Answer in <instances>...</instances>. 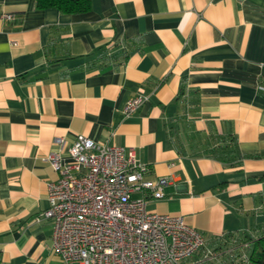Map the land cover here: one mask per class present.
<instances>
[{
    "label": "crops",
    "instance_id": "1",
    "mask_svg": "<svg viewBox=\"0 0 264 264\" xmlns=\"http://www.w3.org/2000/svg\"><path fill=\"white\" fill-rule=\"evenodd\" d=\"M89 1L64 13L0 0L13 15L0 17V264H64L34 217L58 177L46 154L63 137L69 160L77 134L167 176L146 208L182 215L207 247L264 235V0ZM229 136L238 157L211 156ZM204 251L187 264L218 263Z\"/></svg>",
    "mask_w": 264,
    "mask_h": 264
},
{
    "label": "built area",
    "instance_id": "2",
    "mask_svg": "<svg viewBox=\"0 0 264 264\" xmlns=\"http://www.w3.org/2000/svg\"><path fill=\"white\" fill-rule=\"evenodd\" d=\"M0 17L11 20L13 15ZM145 98L141 94L128 99L123 113L134 111ZM54 142L58 149L45 159L58 177L47 182L48 206L34 219L51 222L52 248L64 264H187L201 249L206 261L218 259L219 253L209 250L205 236L182 215L146 208L147 195L161 190L169 178H148V167L136 159L133 147L77 134L66 161L64 138ZM135 192L141 195L133 197ZM243 250L237 255L245 262ZM226 252L235 261L233 248Z\"/></svg>",
    "mask_w": 264,
    "mask_h": 264
},
{
    "label": "trees",
    "instance_id": "3",
    "mask_svg": "<svg viewBox=\"0 0 264 264\" xmlns=\"http://www.w3.org/2000/svg\"><path fill=\"white\" fill-rule=\"evenodd\" d=\"M34 4L37 8H48V7H55L59 11L64 13H81L85 12L90 8V1L89 0H33ZM216 148L218 149H212L210 150L209 154L214 157H218L222 159L223 161L229 160L233 162L234 159H236V156L234 154L235 152V137L229 136L228 138L222 139V142L217 143ZM233 239L230 238L229 240H224L223 244L226 245V247L232 241ZM235 242L230 247L233 248V252L237 255L241 253L243 250V244L246 243L247 246L244 247L245 253H246V261L245 262H235L232 260L225 249L221 248V246H218L213 249V251L217 250H225L224 253H226L227 260L224 262L220 261L221 253H219L217 264H264V235L258 237V238H251V237H244L243 240H238L234 238ZM241 246V247H240ZM229 247V248H230ZM228 248V247H227ZM238 248V250L236 249ZM241 248V250H239ZM228 261V262H227Z\"/></svg>",
    "mask_w": 264,
    "mask_h": 264
},
{
    "label": "rangeland",
    "instance_id": "4",
    "mask_svg": "<svg viewBox=\"0 0 264 264\" xmlns=\"http://www.w3.org/2000/svg\"><path fill=\"white\" fill-rule=\"evenodd\" d=\"M231 243L234 244V243H236V242H235V241H231ZM232 244H229L227 247L229 248ZM208 248H209V250L213 251V248H210V247H208ZM228 248H227V249H228ZM214 252L216 253V252H218V251H215V250H214ZM234 254H235V253L232 252V255H233L232 257L235 259L236 262H238V261L244 262V261H242L243 259L241 258V256L236 255V254H235V256H234ZM221 258L223 259V257H221ZM221 258H220V260H221ZM227 259H228V258H227ZM241 259H242V260H241ZM216 260H217V259H216ZM207 261H208V260H207ZM217 261H218V260H217ZM218 263H219V262H218ZM209 264H210V261H209Z\"/></svg>",
    "mask_w": 264,
    "mask_h": 264
}]
</instances>
